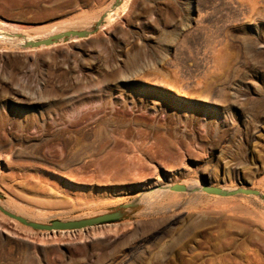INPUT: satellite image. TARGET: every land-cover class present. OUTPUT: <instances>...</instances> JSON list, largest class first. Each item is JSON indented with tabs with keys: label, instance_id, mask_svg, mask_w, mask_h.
I'll return each instance as SVG.
<instances>
[{
	"label": "rangeland",
	"instance_id": "374dc122",
	"mask_svg": "<svg viewBox=\"0 0 264 264\" xmlns=\"http://www.w3.org/2000/svg\"><path fill=\"white\" fill-rule=\"evenodd\" d=\"M115 3L0 0V205L49 224L136 204L54 234L0 211V264H264V0H123L87 39L23 46Z\"/></svg>",
	"mask_w": 264,
	"mask_h": 264
},
{
	"label": "water",
	"instance_id": "95a60500",
	"mask_svg": "<svg viewBox=\"0 0 264 264\" xmlns=\"http://www.w3.org/2000/svg\"><path fill=\"white\" fill-rule=\"evenodd\" d=\"M123 0H116V3L110 9L109 12H113L117 7L121 5ZM105 13L99 21L89 30H68L61 34H55L53 36H49L45 39H39L34 41H27L23 46L25 48H41L48 47L58 43L60 40H63L64 43H69L71 38L77 39H87L92 35H95L101 28V26L105 23V19L108 16V13ZM17 38H23L21 34H15ZM167 189L173 192L185 193L190 189L184 184H173L171 186L166 187ZM193 192L201 191L209 195L220 196V197H234L239 195H252V196H260V192L258 190H254L251 188H236L233 190H225L220 187L212 186L208 180H204V186L201 189H192ZM136 209V204H127L123 205L113 211L108 213H104L101 215H97L90 218H82L78 220L71 221H60L55 220L49 224L38 223L30 221L22 216H19L0 205V211L9 217L12 220H15L27 227H30L35 230L45 231V232H54V231H67V230H83L88 228H93L97 226H102L109 223L117 222L127 215H129L133 210ZM128 210V211H127Z\"/></svg>",
	"mask_w": 264,
	"mask_h": 264
},
{
	"label": "bare ground",
	"instance_id": "6f19581e",
	"mask_svg": "<svg viewBox=\"0 0 264 264\" xmlns=\"http://www.w3.org/2000/svg\"><path fill=\"white\" fill-rule=\"evenodd\" d=\"M126 3V2H125ZM128 3V2H127ZM126 7H128V6H126ZM120 10V9H119ZM126 12V11H125ZM118 13V12H117ZM114 14H116V12L114 13ZM115 15H113V12H109L108 13V16L106 17V19H105V23L101 26V28L102 27H104L106 24H108L109 22H112V19H113V17H114ZM118 16V15H117ZM116 17V16H115ZM114 19H117V17L116 18H114ZM113 21H115V20H113ZM114 23V22H113ZM69 25V24H68ZM73 26V25H72ZM68 27H70V26H67V24L65 25V24H62V25H56L53 29L52 28H50V29H46L45 31H46V33H45V31L44 30H42V32H44L45 33V35H46V38H48L49 36H53V35H55V34H61V33H63V32H66L67 30V28ZM40 30H41V28H40ZM35 32L37 31V29L36 30H34ZM38 33V32H37ZM1 36H3V35H1ZM37 36V35H36ZM42 36L44 37V35H41V36H39V37H35V39L34 40H37V39H41L42 38ZM5 37V36H4ZM6 38V37H5ZM4 40H6V39H4ZM28 40H29V38H28ZM81 39H75V41H73V42H77L78 43V41H80ZM82 41V40H81ZM63 42V40H60L58 43H56V44H54V46H60L61 45V43ZM72 42V41H71ZM76 43V44H77ZM63 44V43H62ZM66 44V43H65ZM53 45H52V47H54ZM64 46V45H63ZM50 46H48V48H49ZM64 47H66V46H64ZM59 51V50H58ZM133 172V171H132ZM136 172V171H135ZM137 178V177H136ZM133 179V178H132ZM201 183V182H200ZM199 187H203V186H201L200 184H199ZM154 189V188H153ZM152 189V190H153ZM230 189V188H229ZM151 190V189H150ZM225 190H227L226 188H225ZM158 192L159 190L158 189H154L153 190V193L154 192ZM19 214V213H18ZM21 214V213H20ZM26 217V216H25ZM69 231V230H68ZM61 232H63V231H61ZM53 233V232H52ZM59 233V232H58ZM54 234V233H53Z\"/></svg>",
	"mask_w": 264,
	"mask_h": 264
}]
</instances>
